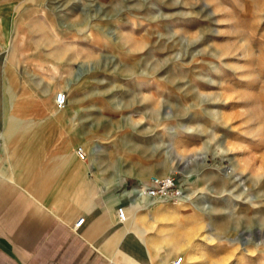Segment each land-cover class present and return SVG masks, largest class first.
Here are the masks:
<instances>
[{
    "label": "rangeland",
    "instance_id": "obj_1",
    "mask_svg": "<svg viewBox=\"0 0 264 264\" xmlns=\"http://www.w3.org/2000/svg\"><path fill=\"white\" fill-rule=\"evenodd\" d=\"M40 2L102 25L118 54L104 47L96 65L127 67L118 89L147 101L119 108L149 135L126 140L121 161L145 168L138 183L171 174L183 194L135 199L144 229L190 244L179 263L264 264V0Z\"/></svg>",
    "mask_w": 264,
    "mask_h": 264
},
{
    "label": "crops",
    "instance_id": "obj_2",
    "mask_svg": "<svg viewBox=\"0 0 264 264\" xmlns=\"http://www.w3.org/2000/svg\"><path fill=\"white\" fill-rule=\"evenodd\" d=\"M45 7L0 0V264H171L175 247L191 254L179 234L173 247L144 229L151 218L134 210L143 196L129 186L145 168L121 161L123 145L149 135L119 108L147 101L118 89L127 67L96 65L113 42L96 20Z\"/></svg>",
    "mask_w": 264,
    "mask_h": 264
},
{
    "label": "built area",
    "instance_id": "obj_3",
    "mask_svg": "<svg viewBox=\"0 0 264 264\" xmlns=\"http://www.w3.org/2000/svg\"><path fill=\"white\" fill-rule=\"evenodd\" d=\"M64 98L65 97L63 90L59 89L54 92L53 99L56 105L63 104ZM80 149L81 148L78 145L74 148V150L79 155H81ZM139 181L140 180H138L136 183H138ZM141 181L143 182V186L137 191L141 192V194H144L149 198L174 201L179 198L181 194H183L182 187L179 185V183L176 182L171 174H150L147 178L142 179ZM115 214L118 219L124 218L125 212L121 204L115 207ZM81 220L82 215L77 216L72 222V227L77 226ZM179 258V255H177L173 259L171 264H177Z\"/></svg>",
    "mask_w": 264,
    "mask_h": 264
},
{
    "label": "bare ground",
    "instance_id": "obj_4",
    "mask_svg": "<svg viewBox=\"0 0 264 264\" xmlns=\"http://www.w3.org/2000/svg\"><path fill=\"white\" fill-rule=\"evenodd\" d=\"M137 185H141V186H139V187L137 188V190H138V189H141V187L143 186V183H138ZM138 192H139V191H137V194H138L139 196L147 197L146 195L141 194V192H139V193H138ZM180 196H181V195H180ZM180 196H179V197H180ZM147 198H149V197H147ZM152 199H155V198H152ZM179 257H180V256H179ZM181 259H182V257L179 258V260H181Z\"/></svg>",
    "mask_w": 264,
    "mask_h": 264
}]
</instances>
